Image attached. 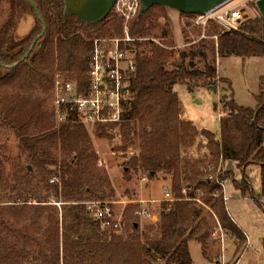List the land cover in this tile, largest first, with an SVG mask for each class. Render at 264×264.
Segmentation results:
<instances>
[{
	"label": "trees",
	"instance_id": "trees-1",
	"mask_svg": "<svg viewBox=\"0 0 264 264\" xmlns=\"http://www.w3.org/2000/svg\"><path fill=\"white\" fill-rule=\"evenodd\" d=\"M35 3L38 13L32 0H11L12 11L0 27V85L14 81L28 86L51 83L52 78L46 75L51 58L59 71L72 70L76 80L84 85L92 44L82 38L80 31L96 29L110 19L114 29L103 33L113 35L122 32V21L113 13L99 23L81 21L75 14L64 13V0H35ZM164 7L155 4L142 15L138 14L132 20L131 33L147 34L151 19L156 16L153 9ZM21 13H33L36 20L29 34L16 39L15 30ZM164 15L159 13L157 18ZM164 26L162 35L168 36L167 41L173 43L169 22L166 21ZM212 30L218 31L219 28L214 25ZM218 33V45L214 43L211 49L220 57L264 55V15L247 18L238 29L220 30ZM201 42L197 50H181L182 60L174 63L172 68H168L167 63L174 50L153 46L149 55L141 52L137 55L136 77L132 83L136 98L128 114V119H135L136 124L127 123L123 136L128 143L138 135L141 142L138 156L132 158L127 167L140 165L150 174L159 170L172 173L171 189L175 196L171 206L164 203L159 219L148 231L141 232L140 223L134 221L133 232L125 238L113 232H103L91 218L85 204L80 203L89 194L100 196L104 188L112 196L115 194L108 174L98 169L99 158L84 126L71 119L31 134V126L43 113L39 102L33 103L22 115H16L9 106L0 108V116L17 134L20 155L27 160L26 176L34 172L29 167L31 165L42 173L48 172V166H55L60 178L69 226L62 235L57 226L52 229L47 253L43 254L44 264H192L189 248L192 239L203 245V253L207 255L208 229L203 220L195 221L202 209L189 199L195 198L201 189L206 192L204 203L212 204L222 226L240 243L246 241L242 229L230 217L220 184L208 179L211 172L202 166L201 161L186 160L180 168V151L184 146L193 145L200 133L208 140L214 169L220 159L235 160L239 167L258 164L263 186L260 197H264V75L255 95L256 106L240 105L233 96L229 99L224 95V106L229 114L220 117L219 133L208 129L198 131L191 120L181 118L179 95L174 88L178 84L209 86L219 77L216 64L209 62L208 43L205 40ZM195 59L197 63H204L203 68H195ZM226 82L230 83L229 80ZM98 129L100 136L108 135L104 126ZM53 148H60L62 156L53 152ZM219 176L227 179L232 172ZM184 179L186 183L183 185ZM233 183L243 196H251L260 202L246 175L240 182L233 179ZM55 186L58 187L57 184ZM5 208L0 205V225L13 235L26 234L25 228L15 227L3 217ZM88 224L93 227L91 233H86ZM24 258L25 254L15 245H6L0 240V264H22Z\"/></svg>",
	"mask_w": 264,
	"mask_h": 264
},
{
	"label": "rangeland",
	"instance_id": "rangeland-1",
	"mask_svg": "<svg viewBox=\"0 0 264 264\" xmlns=\"http://www.w3.org/2000/svg\"><path fill=\"white\" fill-rule=\"evenodd\" d=\"M256 1L231 0L224 8L229 9L243 3L242 5L247 8L249 13L247 18H254L261 14L256 6ZM63 6L65 10V5ZM153 10V15L156 16L151 19V28L147 34H141V36L156 37L165 47L153 41L150 43L143 42L139 52L143 55H149L153 46L174 50L173 56L169 58L170 60L167 63V67L172 68L174 63L182 60L180 58L181 50H186L187 52L191 49L197 50L202 43L201 40H205L210 47L208 50L209 62L217 66L219 77L212 84L213 86L216 85V90L211 89L212 85L195 87L188 84H178L175 86L174 90L177 91L180 98L182 119L191 120L198 127H205L214 132L219 131L220 112L224 113L222 116L229 114V110L224 106L223 96L227 95L230 99L233 96L232 91L238 104L255 106V95L260 90V78L264 75V55L220 57L211 49L214 43L218 45V32L223 30L220 25L215 22L209 23L206 27L199 24L196 25L193 23L192 18L185 13L169 7L154 8ZM11 11V0H0V27ZM159 13L165 15L157 18ZM30 14L35 16L33 13ZM166 21L171 26L170 37L173 43L167 41L168 36L164 37L162 35ZM111 22L112 20L107 19L96 29L81 30L82 38L91 42L94 37L105 35L103 33L105 30L112 31L114 29ZM212 24L217 25L219 30L213 31L212 27L214 25ZM186 61L189 62L190 58L187 57ZM50 64L46 75L49 79L52 78L51 83L28 86L25 83L14 81L0 85V108L9 106L16 115H22L33 103L39 102L43 113L37 122L31 126V134H37L61 123H67L58 119L54 104L53 85L55 73L59 70L53 58H51ZM203 66V62L199 61L197 63L195 59V68H203ZM63 73L67 78L70 77L76 80L72 70ZM227 80L230 83L226 82ZM73 121L84 126L76 119H73ZM127 123L133 125L134 123L136 124V120L127 119L118 126H104L107 136H100L98 127L84 126L89 139L93 143L94 151L99 158L98 169L108 174L115 194L112 196L109 190L104 188L100 192V196L89 194L85 200L80 202L84 204L87 201H108L113 208L116 219H121L123 222V233L118 234V236H123L124 238L133 232L132 223L134 221L140 223L141 232L144 230L148 231L155 224L166 202L164 199L166 190L172 191L173 177L172 173H166L162 170L154 172L155 174H150L140 165L135 168L127 167L131 159L138 156L141 142L138 135L135 136L134 142L127 143V141H124L123 135ZM197 126L198 131H201L202 129ZM195 139L193 145L181 148L180 168L184 165V161L189 160L191 162L201 161L202 166L206 167L214 175L228 172L224 170L225 161L221 159L214 169L212 155L207 146L208 140L200 133ZM53 152L60 157L62 156L60 148H53ZM100 160L102 165L99 164ZM26 165L25 156H21L19 153L18 137L15 130L0 116V205L6 207L2 211V215L10 224L18 228H25L26 232L24 235H13L0 225V240L6 245H15L19 251L25 254L22 264H44L43 254L44 252L47 253L48 238L52 229L57 226L59 233L62 235L66 231V227L69 226L70 219L66 213V208H64L66 202L63 201L60 190V178L55 172V166H48V172L42 173L31 165L29 167L34 172L26 176ZM126 170H129V173H125ZM214 170L216 172H213ZM247 173L250 175L254 193L260 198V202H257L251 196H231L230 192L235 191V187H232L231 182H226L225 187H227L226 189L229 192L230 214L239 220L240 226L248 237V247L242 252L243 242H241L237 247V253L233 252L232 248H228L233 241L232 236L222 226L212 204L204 203L206 192L201 189L196 193L195 198L189 197V199L196 204L198 209H202L201 214L195 221L197 223L203 220L206 225L205 228L208 229L206 246L208 256H204L200 252L198 242L190 241L193 264H264V246L262 243L264 239V197H260L259 182L261 175L259 166L251 165ZM233 177L234 173L227 179H232ZM224 181L226 180L224 179ZM182 183L184 185L186 180L184 179ZM164 186H168L167 189ZM224 190L223 188L220 191L223 197L226 195ZM186 191L185 189L184 193ZM213 196L216 197L217 195L213 194ZM143 199L146 201L145 203L140 201ZM147 200L151 202L147 203ZM142 205L150 210L153 219L141 217L137 214V210L143 207ZM220 225L223 231L218 230ZM85 229L86 233L93 231V227L90 224ZM217 230L218 234L221 235L223 233L224 240L220 236L217 238L212 236V233ZM224 244L225 249H228L223 259ZM219 259H223V261L220 260L218 263L217 260Z\"/></svg>",
	"mask_w": 264,
	"mask_h": 264
},
{
	"label": "built area",
	"instance_id": "built-area-1",
	"mask_svg": "<svg viewBox=\"0 0 264 264\" xmlns=\"http://www.w3.org/2000/svg\"><path fill=\"white\" fill-rule=\"evenodd\" d=\"M228 4V3H226ZM223 4L211 12L190 15L194 24L206 27L210 22L220 25L223 31L238 29L249 13L244 5L225 9ZM141 0H116L112 12L122 21V32L113 35H99L91 40L92 49L86 83H80L58 71L54 76L53 94L58 119L69 122L76 119L84 126L111 127L118 126L128 119L130 107L136 98L132 88L136 77L139 48L143 42H155L165 47L156 37L141 36L131 33L132 20L139 14ZM245 10V11H244ZM247 12V16H246ZM102 165V161H99ZM208 179L215 180L225 189V181L219 174H209ZM54 182V180H52ZM225 191V190H224ZM165 201L171 206L175 200L172 191L165 192ZM226 200V196H224ZM87 211L101 231L123 233V222L116 219L113 208L108 201H87ZM137 214L141 217L153 216L142 205ZM218 230L223 231L222 226ZM212 233L214 238L223 233Z\"/></svg>",
	"mask_w": 264,
	"mask_h": 264
},
{
	"label": "water",
	"instance_id": "water-1",
	"mask_svg": "<svg viewBox=\"0 0 264 264\" xmlns=\"http://www.w3.org/2000/svg\"><path fill=\"white\" fill-rule=\"evenodd\" d=\"M64 13L75 14L81 21L99 23L112 12L116 0H64ZM231 0H141L139 15H142L152 5H161L177 10L179 12L197 15L211 12L215 8L229 3ZM36 13H38L35 0H32ZM256 6L261 15H264V0H257ZM245 11V10H244ZM247 16V12H246ZM216 85L211 89L216 90ZM155 174L154 171L151 172Z\"/></svg>",
	"mask_w": 264,
	"mask_h": 264
},
{
	"label": "crops",
	"instance_id": "crops-1",
	"mask_svg": "<svg viewBox=\"0 0 264 264\" xmlns=\"http://www.w3.org/2000/svg\"><path fill=\"white\" fill-rule=\"evenodd\" d=\"M34 23H35V16H33L32 14H30V13H24V14H20L19 15V17H18V21H17V26H16V31H15V37H16V39H18V38H22V37H24V36H26L27 34H29L30 33V31H31V29H32V27L34 26ZM233 97H234V92H233ZM180 99V98H179ZM235 99V98H234ZM255 104H256V102H255ZM256 106V105H255ZM220 117L222 116V115H224V113H221L220 112ZM194 125H196L195 123H194ZM197 126V125H196ZM198 127V126H197ZM198 128H200V129H207V128H205V127H201V126H199ZM208 130H210V129H208ZM220 130V129H219ZM211 131V130H210ZM212 132H214V131H212ZM214 133H219V131H216V132H214ZM251 165H257V166H259L258 164H255V163H251V164H249V166H243V167H239L238 166V162L237 161H235V160H227V161H225V167H224V170H226V171H231L232 173H234V177L231 179H225L226 181H225V183L226 182H231V185H232V187H235V185H234V183H233V179H235V180H237V181H241L244 177H245V175L248 177V179H249V181H250V183H251V180H250V175H248V169H249V167L251 166ZM259 170H260V166H259ZM260 175H261V170H260ZM171 181V180H170ZM259 188H260V190H261V194H262V188H263V186H262V183H261V177H260V182H259ZM166 189H167V187L168 186H164ZM251 187H252V183H251ZM227 187H225V196H226V200H225V203L227 204V209H228V212H229V214H230V206H229V192L227 191V189H226ZM252 189H253V191H254V187H252ZM167 191V190H166ZM260 194V195H261ZM230 195L231 196H233L234 197V195H242V193H241V190L240 189H238L237 187H235V191H233L232 193L230 192ZM243 196V195H242ZM141 202H146L144 199L143 200H140ZM151 201H149V200H147V203H150ZM230 217H231V219L232 220H234L237 224H238V226L242 229V227L240 226V223H239V220H237L235 217H233V215L232 214H230ZM225 230L226 231H228L230 234H231V236H232V239H233V241H234V243H233V241H232V243H231V245L230 246H228V248H232V251L233 252H235V253H237L236 251H237V247L240 245L239 243V240L237 239V237L236 236H234L229 230H227L226 228H225ZM242 231H243V233H244V235L246 236V234H245V232H244V230L242 229ZM192 240H194V241H196V242H198V244L200 245V252L201 253H203V245L199 242V241H197V240H195V239H192ZM191 240V241H192ZM263 241H264V239L262 240V243H263ZM190 243V242H189ZM233 244V245H232ZM248 244H249V242H248V237L246 236V241L245 242H243V247H242V252L248 247ZM264 246V245H263ZM189 248H190V245H189ZM227 248V249H228ZM206 249L207 248H205V251H206ZM227 249H225V244L223 245V252H224V255H223V259H224V257H225V253H226V250ZM191 253V252H190ZM204 254V256H208V254L206 255L205 253H203ZM193 257V256H192ZM223 259L221 260V259H219V260H217V262L219 263L220 262V260L221 261H223ZM194 262V261H193ZM193 264V263H192Z\"/></svg>",
	"mask_w": 264,
	"mask_h": 264
},
{
	"label": "flooded vegetation",
	"instance_id": "flooded-vegetation-1",
	"mask_svg": "<svg viewBox=\"0 0 264 264\" xmlns=\"http://www.w3.org/2000/svg\"><path fill=\"white\" fill-rule=\"evenodd\" d=\"M35 19H36V17H35ZM16 31V30H15ZM16 38V37H15ZM23 38V37H22ZM18 39H20V38H18Z\"/></svg>",
	"mask_w": 264,
	"mask_h": 264
}]
</instances>
